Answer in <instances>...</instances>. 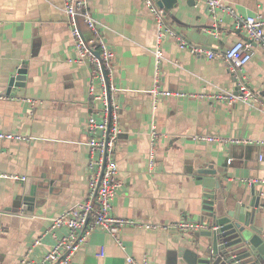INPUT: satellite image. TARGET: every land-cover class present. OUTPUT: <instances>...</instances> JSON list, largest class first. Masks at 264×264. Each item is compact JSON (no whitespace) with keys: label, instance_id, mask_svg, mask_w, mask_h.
I'll return each instance as SVG.
<instances>
[{"label":"crops","instance_id":"crops-1","mask_svg":"<svg viewBox=\"0 0 264 264\" xmlns=\"http://www.w3.org/2000/svg\"><path fill=\"white\" fill-rule=\"evenodd\" d=\"M87 1L114 54L120 106L122 132L115 160L121 186L111 214L158 228H123L122 248L97 230L74 254L73 262L125 264L131 256L150 264H186L180 251L195 250L206 239L196 242L194 231L180 232L172 226L182 220L200 224L206 201V189L197 181L200 169L225 175L223 186L238 197H247L254 184L264 212V184L251 183L264 181V113L239 101L228 106L214 97L236 94L243 85L259 94L264 86V52L254 49L240 68L220 57L208 60L205 50L220 56L234 42L247 41L246 35L230 15L216 11L210 16L204 0H195L192 6L178 0L166 21L186 46L164 38L157 86L181 96H160L153 107L149 91L154 84L156 28L143 1ZM222 2L237 17L264 20V0ZM62 8L63 0H0V95L12 97L0 100V134L26 138L0 139V264H17L38 239L31 255L41 257L53 244L46 232L52 218L86 196L89 69L68 61L75 53ZM192 47L203 52L193 54ZM23 66L24 86L7 94L9 78ZM236 72L239 75L234 76ZM25 99L32 100L33 107ZM152 125L158 139L149 170ZM207 137L223 141L203 140ZM234 139L248 143L226 141ZM27 179L40 187L33 211L23 209L21 200Z\"/></svg>","mask_w":264,"mask_h":264},{"label":"built area","instance_id":"built-area-1","mask_svg":"<svg viewBox=\"0 0 264 264\" xmlns=\"http://www.w3.org/2000/svg\"><path fill=\"white\" fill-rule=\"evenodd\" d=\"M150 14L155 28V46L152 50L154 66V84L150 89L153 107L160 96L180 97L179 93L161 91L158 86L160 65L164 60L162 42L165 37L176 40L181 48L186 43L173 27L166 21L167 13L158 6L156 0H142ZM207 11L214 16L221 11L234 18L238 28L243 30L247 40H238L230 45L222 55L205 50L208 60L220 57L232 68H240L250 61L254 47L259 44L264 50V20L260 16L241 18L235 15L234 10L222 0H204ZM63 13L70 29L71 45L75 57L68 61L86 64L89 69L86 92L88 97V116L85 124L87 141L86 176L87 190L85 198L75 206L68 208L52 218L46 232L53 238V244L39 258H32L31 251L39 245L35 240L28 254L21 257L17 264H74V254L88 241L90 235L97 231L109 234L116 245L122 248L119 238L120 231L127 226H138L145 229H157V225L139 224L131 219L115 217L111 214L112 201L116 196L121 183L118 178L115 160L116 145L121 129L119 126L120 106L117 100L118 89L114 84L113 72L115 69L114 54L104 39V31L99 22L93 17L87 0H63ZM190 52L198 54L203 50L192 47ZM199 97V96H198ZM224 101L228 106L239 101L264 113V98L250 91L246 86H239L238 94L224 93L214 96ZM12 97L0 95V100H11ZM25 101L33 107L30 99ZM0 139L26 141L24 136L0 134ZM158 133L154 125L149 132L148 169L154 166V147ZM205 141H223L216 137L203 138ZM230 143H248L247 140H226ZM14 179L17 177L12 176ZM24 180L25 178H21ZM255 184H264V181H252ZM180 232L197 231L200 224L179 221L172 226ZM163 228H167L164 226ZM58 230L63 233L57 235ZM103 252H100L102 255ZM125 264H150L145 260H137L131 256L125 258Z\"/></svg>","mask_w":264,"mask_h":264},{"label":"water","instance_id":"water-1","mask_svg":"<svg viewBox=\"0 0 264 264\" xmlns=\"http://www.w3.org/2000/svg\"><path fill=\"white\" fill-rule=\"evenodd\" d=\"M177 1L157 0L156 3L168 13ZM194 3L195 0L187 1L191 6ZM252 46L264 52L259 44L252 43ZM25 75L26 67L23 66L9 78L6 93L13 87H23ZM233 75H239V72ZM259 94L264 98V86ZM197 173L198 183L206 189V201L199 218L202 228L194 231L193 237L196 242L199 237L206 241L195 250L182 249L179 257L186 264H264V212L260 191L250 184L247 197L244 194L238 197L225 189L226 176L215 169L202 168ZM39 189L28 179L25 181L21 196L23 209L33 211Z\"/></svg>","mask_w":264,"mask_h":264}]
</instances>
